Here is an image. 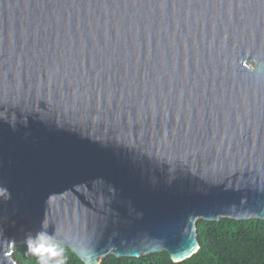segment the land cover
I'll return each mask as SVG.
<instances>
[{
    "label": "water",
    "instance_id": "water-1",
    "mask_svg": "<svg viewBox=\"0 0 264 264\" xmlns=\"http://www.w3.org/2000/svg\"><path fill=\"white\" fill-rule=\"evenodd\" d=\"M220 219L264 221V0H0V264L181 263Z\"/></svg>",
    "mask_w": 264,
    "mask_h": 264
},
{
    "label": "trees",
    "instance_id": "trees-1",
    "mask_svg": "<svg viewBox=\"0 0 264 264\" xmlns=\"http://www.w3.org/2000/svg\"><path fill=\"white\" fill-rule=\"evenodd\" d=\"M199 250L181 263L165 252L138 259L104 258L100 264H264V221H201L197 225ZM16 264H83L66 246L54 242L16 245Z\"/></svg>",
    "mask_w": 264,
    "mask_h": 264
},
{
    "label": "snow or ice",
    "instance_id": "snow-or-ice-1",
    "mask_svg": "<svg viewBox=\"0 0 264 264\" xmlns=\"http://www.w3.org/2000/svg\"><path fill=\"white\" fill-rule=\"evenodd\" d=\"M9 255H10V253H9Z\"/></svg>",
    "mask_w": 264,
    "mask_h": 264
}]
</instances>
